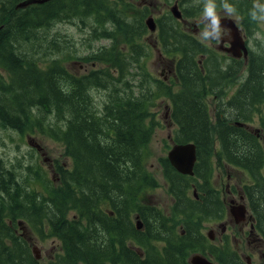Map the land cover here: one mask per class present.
<instances>
[{
    "label": "trees",
    "instance_id": "trees-1",
    "mask_svg": "<svg viewBox=\"0 0 264 264\" xmlns=\"http://www.w3.org/2000/svg\"><path fill=\"white\" fill-rule=\"evenodd\" d=\"M20 1H0V68L6 73H0V128L21 133L37 129L62 145L68 164L57 162L49 178L32 165L26 166L31 176L17 173L0 158V264H189L184 260L191 238L199 237L198 223L224 216L212 180L214 159L223 173L228 165L246 174L244 191L255 204L264 198V130L256 133L219 114L212 123L197 105L202 91L210 92V81L203 78L234 75L241 68L239 62L220 73L207 64L202 74L196 55L209 58L212 51L191 38L182 41L185 36L180 33L161 32L165 50L173 56L178 53L179 71L191 69L182 75L185 88L170 96L176 122L171 140L195 143L197 157L192 176L177 172L166 156L159 158L173 200L171 214L166 215L153 202L150 191L157 181L147 169V159L155 129L150 107L170 88L157 80L148 83L141 62L149 53L141 43L146 31L143 9L125 0H46L16 6ZM233 3L237 12L246 14L245 20L252 19L251 0ZM85 16L93 17L90 40L106 38L110 44L81 57L106 67L78 75L65 62L79 56L64 52L67 44H40V30L72 19L84 22ZM175 24L177 19L164 27L177 28ZM33 38L42 47L21 52L23 43ZM172 39L177 41L173 50L167 43ZM40 50L54 56L39 57ZM258 57L259 61L251 54L248 59L242 97L230 101L244 124L264 102V55ZM131 68L137 73L128 79ZM131 80H138L139 91L133 90ZM94 89L104 92L100 104L93 100ZM191 188L197 190V200L188 194ZM260 213L264 218V209ZM19 220L39 237L56 239L60 252L46 261L37 259L28 238L18 232ZM214 254L216 260L223 255ZM228 260L224 258V264Z\"/></svg>",
    "mask_w": 264,
    "mask_h": 264
},
{
    "label": "rangeland",
    "instance_id": "rangeland-1",
    "mask_svg": "<svg viewBox=\"0 0 264 264\" xmlns=\"http://www.w3.org/2000/svg\"><path fill=\"white\" fill-rule=\"evenodd\" d=\"M5 1V0H0ZM9 0H6V2ZM133 3L138 8H141L136 2L138 0H125ZM155 4L156 0H152ZM229 0H227V3ZM144 3V0H141V3ZM218 7L221 8L219 5L221 4V0H217ZM1 3V2H0ZM254 1L251 0V5L253 7ZM30 4V3H29ZM28 5V4H27ZM122 7V6H121ZM120 7V8H121ZM153 7V5H151ZM160 3L155 7V11L160 9ZM220 9H217V12L220 14V16H231L237 18V23H239L240 19L235 15V12L231 15L227 14L225 11L221 12ZM202 13V12H201ZM227 16V17H228ZM10 17V16H8ZM200 16H198L196 19L197 21H200ZM84 22H81V20L72 19L71 22L62 21L61 23H54L52 24L48 29L40 30V35L42 36V42L40 44H52L55 42H58L60 45L67 44L66 48L63 51H69L74 57L79 56V59L77 58H68L65 62V65L67 68L78 75H84L85 73L89 72L90 70L95 69H101L106 67L104 64L99 63L97 61L93 60H85L81 57H84L85 55L98 52L100 49L105 48L109 46L110 40L106 38H99V39H92L90 40L89 34L93 27L92 20L93 17L91 16H85L82 17ZM146 18V17H145ZM144 18V19H145ZM8 20V19H7ZM249 22H251V27H253L252 33L249 35L250 40V48L252 50V54L257 60L259 61V57L261 55H264V20H253L250 19ZM1 24V21H0ZM105 26V23H103ZM2 26V25H0ZM197 27V24H196ZM2 27H0L1 29ZM200 36V35H199ZM62 37V38H61ZM156 36L152 32H145L142 35L141 43L145 46V50H149V55L146 56V53L141 58V62L145 66V72L149 74V79L151 77H158L160 78V71L162 62H167V58L164 59L163 53L160 51L159 46L152 47V45L149 43V40H153ZM62 39V43L59 41V39ZM56 39V40H53ZM53 40V42H52ZM204 41V40H203ZM206 44L211 45L212 41H205ZM214 44H218L217 41L214 42ZM23 47L20 48L21 52H24L25 54H28V52L39 50V47H42L38 44V41L33 38V40L29 43H23ZM33 45V46H32ZM128 48H125L127 50ZM40 54H37L39 57L40 55L43 57L48 56H54L50 54L49 52H46V55L43 54V51L40 50ZM199 54L196 55L198 58ZM64 57V56H62ZM60 57V58H62ZM161 57L163 60H161ZM218 57L222 63L226 60L224 58V55L218 53ZM55 58V57H53ZM208 59V58H206ZM205 58H199L198 62H203L206 60ZM201 64V63H200ZM199 64V65H200ZM212 64H215L214 62H211L208 67H212ZM246 64L241 65V68L239 71L235 74L233 77L231 74L230 76H222L227 82H225L224 85H222L218 90H216L217 97L219 98L225 91V95L222 98V102H225L227 99H229L232 94L237 90L239 85L245 80L247 69ZM206 66L200 65L199 69L203 70ZM214 68L218 69L219 73L223 72L224 66H215ZM111 72L116 75V72L114 69L111 70ZM137 73V70L134 68L130 69V73L127 75L128 79L132 78V73ZM0 73L4 76H6L5 70L0 68ZM220 76V75H219ZM136 79H139V75L135 76ZM153 78L148 81L151 85V81ZM131 87L133 90L139 91L140 86H138L139 82L138 80H131ZM133 83L136 85L133 86ZM176 83H171L169 85H172V91H177L180 89V86L175 85ZM175 85V86H174ZM227 85L225 88L224 86ZM170 87V86H169ZM213 89H215V86H213ZM92 96L94 102L97 104H100L104 99V92L102 89H94L92 90ZM209 96H212L209 95ZM161 97V98H160ZM156 99L155 105H152L150 107L151 116L150 118L153 119L155 122V129L153 131L150 143H149V156L147 159V169L148 171L153 175V177L157 181V186L150 191L153 202L155 203L156 207L159 209H162L166 215L171 214L170 209L171 205L173 203V200L171 198V194L168 192V186L167 182L164 178V175L162 173L161 166L159 164V158L161 156H167L168 151L172 147L173 143L171 140V136L173 135V132L176 128V124H173L175 121L170 119L168 116V113H170V104L168 102L167 97L160 96ZM264 101V98H263ZM210 104V113L211 110L215 107V104H220V101L213 100L211 97H209ZM185 111H187L186 107L184 108ZM215 111H212V114L208 115V120L212 123H215L216 116L213 115ZM221 115L226 116L230 118L231 122L234 120H238L235 123L237 124L239 121L242 122L241 116L237 115L236 112L232 113L230 115L229 112H226V115H224L223 111H220ZM167 114V116H166ZM253 120L251 122L245 123L247 127H250L252 131H255L256 133H263L264 130V102H261V104H257L253 110ZM263 115V116H262ZM262 119L263 121H261ZM174 121V122H173ZM173 122V123H172ZM239 122V123H240ZM172 123V124H171ZM260 137V136H257ZM264 149V148H263ZM63 147L62 145L53 139L48 138L45 134H42L40 131L35 129L34 131H24L23 133L18 132L15 129L12 128H0V158L3 159L6 165L10 166L13 165L16 169L17 173H22L23 175L29 174V171L26 169V166L32 165L33 170H39V171H45L47 176L49 178H52L51 175V168L57 163H62L63 165L68 164V160L62 155ZM213 176L215 177L214 185L218 189L219 194L221 195V191L223 194L226 195L227 201H226V207L229 212H231L236 206V208H239V197L236 193L235 188L239 184L238 182H244L247 180L246 174L234 170L232 167H229L227 165V172H222L219 170L215 163V159L213 162ZM227 173V174H226ZM226 174V177L223 176ZM264 174V173H263ZM31 176V174H29ZM219 175V176H218ZM227 176H230V179L227 178ZM36 186L41 189L38 183H36ZM188 194L191 196V190L188 191ZM70 214H73L70 212ZM231 216V215H230ZM137 221V219H136ZM135 221V226H136ZM182 220L178 221V224L175 226V229L179 231V223ZM212 221L204 222L203 225H201L202 231L205 233L208 232L211 226ZM18 232L21 235H25L26 238L30 241L31 249L35 253V255L38 256L37 259H40L41 261H46L48 259H52L57 253L60 252L59 249V242L50 237L45 236L43 238L39 237V235L32 232L29 228V226L23 222V220L18 221ZM141 227L142 224H141ZM141 227H137L140 229ZM216 228L219 230V227L214 225L213 229ZM183 233V232H182ZM208 234V233H207ZM215 234V238H216ZM242 238L238 237L237 240ZM236 240V241H237ZM244 240V239H243ZM160 245V244H159ZM161 246V245H160ZM236 246V245H235ZM252 246V245H251ZM248 246V247H251ZM246 247L244 241L241 243V245H238V252H244L245 255H249L248 250ZM260 252H264V250H259ZM257 255V254H256ZM194 257V256H193ZM192 257V258H193ZM258 258V257H257ZM256 256L251 258L252 263L254 264L257 261ZM191 260V250L187 252V255L185 257V262H188L189 264ZM82 264V263H80Z\"/></svg>",
    "mask_w": 264,
    "mask_h": 264
},
{
    "label": "flooded vegetation",
    "instance_id": "flooded-vegetation-1",
    "mask_svg": "<svg viewBox=\"0 0 264 264\" xmlns=\"http://www.w3.org/2000/svg\"><path fill=\"white\" fill-rule=\"evenodd\" d=\"M24 1V0H22ZM20 1L17 3L16 6H20L19 4L22 2ZM234 1V0H233ZM231 4L235 8V15L240 19L239 23H237L236 17L231 16H221V27L223 31V35L218 42V44H214L215 41H212L211 45H208L200 38V33L203 31L204 25L200 23V21H197V17L201 15L203 4L202 0H156L155 4L152 0H144V3H141V0H138L136 3L141 6V9L145 12V19L144 25L146 27L145 32H152L154 36H156L153 40H149L152 47L159 46L160 51L164 55V59L167 58V62H164V60L161 57L162 66L160 71V78L158 77H151L153 80H157L161 82L162 86L169 87L170 90L166 94H161L162 97H167L169 106H170V113H168V116L170 119L174 116L173 107H174V101L171 99V95L177 93V91H172L173 86L169 85L171 83H176L175 85H179L180 89L185 88L184 82L182 80V75H184L187 71H191V69L179 71L180 66L179 62L180 59L177 55H170V52H167L165 49V42L161 38V32L164 31L165 33L171 32V33H180V35L185 36L181 37L182 41H187V38H191L192 40H196L200 44H202L204 47L205 45L212 51L213 55L209 57L207 60H204L203 62L199 61V58H205L206 54H199L197 58L198 64L202 66H207L208 62L211 64L210 61L214 62L215 64H212V67L215 66H224V71L227 72V68L229 65L239 62V64L243 65L248 63V59L251 56V48L249 44L250 40V34L253 31V27H251V22L249 20H245V13L243 12H237V5L235 3ZM45 2V1H44ZM160 3L161 8L155 11V7ZM219 3L217 2V5ZM238 4V3H237ZM153 5V7H151ZM26 6V5H24ZM177 7V9L180 12V17H176L175 13L173 12V8ZM222 8V7H221ZM217 9H220L217 7ZM221 12H224V9H220ZM226 12V11H225ZM153 18V22L155 24L154 30H151L148 28L146 24V19L148 17ZM228 16V17H227ZM223 18H227L233 21L234 25L236 26L239 35L241 36L244 46L246 49V56H243L242 49L236 50V48H232V41H233V35H232V29L229 27L230 24L228 22L223 21ZM177 19V28L174 27H164L166 25H170L173 23L174 20ZM181 22H179V21ZM197 24V27H196ZM172 41L174 43H172ZM174 39L167 41L168 46L170 48H174L175 43ZM189 48H191V45H188ZM206 48V47H205ZM198 48H194L193 50H197ZM173 50V49H172ZM218 53L224 55V58L226 59L223 63L220 61L218 57ZM237 53H241L237 54ZM172 54V53H171ZM149 53H146V56H148ZM239 55V56H238ZM187 62H185L183 65L187 66ZM200 65L197 66V68L200 67ZM206 69V68H205ZM201 73L204 74V72ZM237 72H235L236 74ZM232 75L233 77L235 76ZM191 75V74H190ZM190 75H186L188 78ZM223 76V75H222ZM218 77L216 79H207L210 81L208 84V89L210 90L209 95L212 94V96L207 95L205 92L202 91V94L200 95L201 98L197 100V105L202 109L205 115L212 114V111H215L213 113L214 116L219 114L221 118L226 117L221 115L220 111H223L224 115H226V112H229L230 114L235 113V109L233 107H237L234 103H231L230 101L234 96H237L239 98L242 97V93L240 91L243 89L242 82L237 90L232 94V96L227 99L225 102H222V98L225 95L224 93H221L222 95L218 98L216 94V90H218L222 85L227 82L225 79H220L224 77ZM206 77V76H205ZM149 79V78H148ZM149 79V81L151 80ZM203 80L200 82L199 87L201 88V84ZM174 85V86H175ZM213 86H215V89H213ZM227 85L224 86V88ZM238 92V93H237ZM159 96V97H160ZM209 97H211L213 100L220 101V104H215V107L211 110L210 113V104ZM258 97V95L256 96ZM161 98V97H160ZM244 103V102H243ZM231 105V106H230ZM245 106V104H244ZM239 107V106H238ZM237 113V112H236ZM216 120V119H215ZM174 122V121H173ZM172 122V123H173ZM171 123V124H172ZM173 124H176L174 122ZM242 125V124H241ZM244 127H247V125L243 124ZM249 130H252L250 127H247ZM219 176V175H218ZM226 177V174L223 175ZM228 179H230V176H227ZM212 179L215 180V177L212 176ZM213 180V184H214ZM239 184L237 185L236 193L239 197V204H242L245 208H234L231 212L227 210L226 207V195L223 194L221 191L220 199L222 200V204L224 206V216L220 219H209L200 221L198 223V238H191V259L195 255H199L205 260L209 262H213L215 264H224V258L227 259V257L230 258V260L227 261V264H253L251 261V258L255 257L257 258V261L254 264H264V252H260L259 250H264V218H262V214L260 213V210L264 209V198H259L256 200L257 204H255V200L253 198H250L244 191L243 182L239 181ZM215 187V185H214ZM215 189L218 191V189L215 187ZM219 192V191H218ZM191 199H198V192L195 188H191ZM242 209V214H241ZM231 215V216H230ZM212 221L211 226L208 230V234L202 231L201 225H203L204 222ZM216 225L219 227V230L216 228L213 229V226ZM215 234L217 235L215 238ZM238 237H241V239L237 240ZM244 239V240H243ZM237 240V241H236ZM244 241L245 245L249 252V255H245L244 252L239 253L238 252V245ZM236 245V246H235ZM252 245V246H251ZM251 246V247H248ZM228 250L230 252H228ZM214 253H220L224 255H218V259L214 257L217 254ZM230 254V255H229ZM257 254V255H256ZM221 261H220V260ZM192 264V263H191Z\"/></svg>",
    "mask_w": 264,
    "mask_h": 264
},
{
    "label": "water",
    "instance_id": "water-1",
    "mask_svg": "<svg viewBox=\"0 0 264 264\" xmlns=\"http://www.w3.org/2000/svg\"><path fill=\"white\" fill-rule=\"evenodd\" d=\"M46 0H24L19 5L24 6L29 3H42ZM173 12L175 13L176 17H180V12L177 7L173 8ZM223 21L228 22L230 24V28L233 30V41H232V48H236V50L242 49L243 56H246V49L244 46V42L239 35V32L234 25L233 21L227 18H223ZM146 24L149 29L154 30L155 24L153 22L152 17H148L146 19ZM240 54L241 53H237ZM239 56V55H238ZM167 159L169 160L170 164L181 174L185 175H192L193 174V167L196 161V145L193 142H186V143H176L173 144L170 150L167 153ZM241 208H245L243 205H239ZM242 214V209H241ZM136 227H141L140 220L136 221ZM35 252V251H34ZM36 258L38 256L36 255ZM190 263L192 264H214L202 258L199 255H195L191 260Z\"/></svg>",
    "mask_w": 264,
    "mask_h": 264
},
{
    "label": "clouds",
    "instance_id": "clouds-1",
    "mask_svg": "<svg viewBox=\"0 0 264 264\" xmlns=\"http://www.w3.org/2000/svg\"><path fill=\"white\" fill-rule=\"evenodd\" d=\"M203 8L200 17V23L204 25L200 38L204 41L219 42L222 35L221 16L217 12V0H202ZM222 7L227 14L231 15L235 12V8L227 3V0H221ZM253 20H264V3L261 0H254L253 7L250 11Z\"/></svg>",
    "mask_w": 264,
    "mask_h": 264
},
{
    "label": "bare ground",
    "instance_id": "bare-ground-1",
    "mask_svg": "<svg viewBox=\"0 0 264 264\" xmlns=\"http://www.w3.org/2000/svg\"><path fill=\"white\" fill-rule=\"evenodd\" d=\"M88 1V0H87ZM231 106V105H230ZM231 115V114H230ZM227 116V115H226ZM191 235V234H190Z\"/></svg>",
    "mask_w": 264,
    "mask_h": 264
}]
</instances>
